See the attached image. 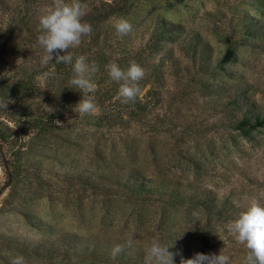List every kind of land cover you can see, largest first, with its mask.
<instances>
[{
    "label": "rangeland",
    "instance_id": "1",
    "mask_svg": "<svg viewBox=\"0 0 264 264\" xmlns=\"http://www.w3.org/2000/svg\"><path fill=\"white\" fill-rule=\"evenodd\" d=\"M80 2L93 32L70 51L98 65L91 116L75 112L71 65L40 66L53 0H0V264H145L154 240L245 264L226 225L264 192V0ZM113 62L145 70L135 103Z\"/></svg>",
    "mask_w": 264,
    "mask_h": 264
},
{
    "label": "clouds",
    "instance_id": "2",
    "mask_svg": "<svg viewBox=\"0 0 264 264\" xmlns=\"http://www.w3.org/2000/svg\"><path fill=\"white\" fill-rule=\"evenodd\" d=\"M87 4L80 0H53V4L39 17L41 34L37 42L44 54L40 58V66H47L53 59L56 63L72 66L73 76L70 81L72 89L82 93V99L75 105V112L80 116L95 115L99 112L94 93L97 84L94 75L98 72L95 61L89 63L85 55L75 56L70 51L78 48L82 38L90 36L92 25L83 21ZM118 36L124 37L133 31V24L125 17L115 20L113 25ZM65 53L61 55V53ZM110 79L119 84V97L122 104L135 103L142 95L140 81L145 77V70L139 64L132 62L126 69L117 63L107 65ZM47 77L48 73H44ZM9 102L0 100V109H6ZM47 106V105H46ZM62 126L59 120L54 121ZM264 192L253 196H243L238 204L243 210L239 216L226 225V232L236 244L247 249L245 264H264ZM194 223L199 220V214L193 212ZM191 230H194L192 227ZM182 236V235H181ZM132 241L117 244L111 252L115 259L125 249L131 247ZM172 246V245H171ZM170 246V247H171ZM169 246L161 245L154 240L147 248L145 264H174V257H181L180 264H232L231 258L222 250L217 254L196 253L192 258L184 259L181 250L169 251ZM10 264H25L22 255L15 256Z\"/></svg>",
    "mask_w": 264,
    "mask_h": 264
},
{
    "label": "trees",
    "instance_id": "3",
    "mask_svg": "<svg viewBox=\"0 0 264 264\" xmlns=\"http://www.w3.org/2000/svg\"><path fill=\"white\" fill-rule=\"evenodd\" d=\"M27 2H36V1H39V0H26ZM231 54H232V52L231 51H228V53L226 54V56L224 57V60H228V59H230V57H231Z\"/></svg>",
    "mask_w": 264,
    "mask_h": 264
}]
</instances>
